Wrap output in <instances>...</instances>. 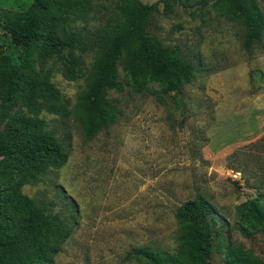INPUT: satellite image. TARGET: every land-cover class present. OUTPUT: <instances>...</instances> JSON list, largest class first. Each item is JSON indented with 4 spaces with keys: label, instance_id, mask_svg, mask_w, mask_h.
<instances>
[{
    "label": "rangeland",
    "instance_id": "374dc122",
    "mask_svg": "<svg viewBox=\"0 0 264 264\" xmlns=\"http://www.w3.org/2000/svg\"><path fill=\"white\" fill-rule=\"evenodd\" d=\"M139 1L156 4L147 34L199 62L200 71L179 91L162 93L155 84L141 94L109 91L120 116L90 140L72 116L41 114L57 138L68 134L67 158L20 193L73 224L53 264H145L127 253L146 248L162 261L180 244L181 264H206L201 236L174 219L176 208L196 195L213 211L207 263L225 264V248L239 246L264 264V33L245 50L242 27L211 0ZM255 1L264 15V0ZM115 2L91 0L75 28L93 39L113 21ZM30 3L0 0V10L21 12ZM0 52L12 54L1 29ZM79 56L88 67L92 52ZM60 68L48 58L41 72L70 108L85 86L64 79Z\"/></svg>",
    "mask_w": 264,
    "mask_h": 264
},
{
    "label": "trees",
    "instance_id": "16d2710c",
    "mask_svg": "<svg viewBox=\"0 0 264 264\" xmlns=\"http://www.w3.org/2000/svg\"><path fill=\"white\" fill-rule=\"evenodd\" d=\"M211 1L228 21L242 27L245 50L261 42L264 15L255 0ZM113 7V21H107L93 39L74 26L92 10L91 0H31L21 12L0 10V29L12 49V54L0 52V264H53L72 231V223L45 212L20 193L22 185L60 168L67 158L64 144L68 134L57 138L42 113L61 121L72 116L83 138L90 140L120 116L107 98L109 91L128 89L141 94L149 91L151 84L159 86L162 93L179 91L200 71L199 62L191 63L176 48L163 46L147 34L155 3L116 0ZM84 52H92L88 67L79 56ZM48 58L60 62L64 79L83 80L85 89L75 96L70 108L48 73L41 72ZM212 213L199 195L174 212L177 223L201 236L206 264ZM126 258L145 264H181L184 248L180 244L173 258L162 261L146 248L131 249ZM224 259L225 264H262L239 246L226 247Z\"/></svg>",
    "mask_w": 264,
    "mask_h": 264
},
{
    "label": "built area",
    "instance_id": "2783aa9c",
    "mask_svg": "<svg viewBox=\"0 0 264 264\" xmlns=\"http://www.w3.org/2000/svg\"><path fill=\"white\" fill-rule=\"evenodd\" d=\"M230 173H231V179L232 180H236V179L238 180L239 179V173H236V172L235 173L230 172Z\"/></svg>",
    "mask_w": 264,
    "mask_h": 264
}]
</instances>
